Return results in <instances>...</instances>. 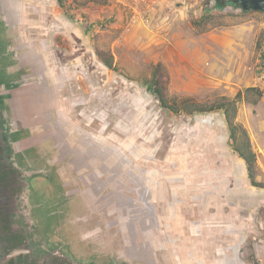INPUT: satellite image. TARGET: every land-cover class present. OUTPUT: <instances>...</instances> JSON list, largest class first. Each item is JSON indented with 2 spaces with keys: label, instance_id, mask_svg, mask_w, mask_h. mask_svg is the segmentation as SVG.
<instances>
[{
  "label": "rangeland",
  "instance_id": "rangeland-1",
  "mask_svg": "<svg viewBox=\"0 0 264 264\" xmlns=\"http://www.w3.org/2000/svg\"><path fill=\"white\" fill-rule=\"evenodd\" d=\"M227 1L66 0L65 9L48 17L43 34L31 32L26 37L25 42L37 46L21 43V50L27 48L34 55V48L51 49L50 63L43 68L45 88L53 99L50 113L54 119L59 117L72 151H80L82 156L88 151L97 153L91 160V174L102 175L91 182L90 189L100 184L102 196L131 198L143 210V216L148 204L150 220L154 209L157 219L170 216L178 193L182 197L188 192L185 197L194 205V196H202L204 214L215 210L220 201L225 207L231 203L227 195L234 189V201L240 202L236 203L238 212L251 213L243 220L253 228L243 247L241 244L226 253L234 258V264H261L257 245L264 241V206H248L257 202L253 192L248 199L237 194L253 189L243 182V163L238 165L241 159L229 137L224 111L174 114L161 107L150 89L155 69L161 65L168 76L166 96L188 99L190 109L198 104L211 110L248 87L258 88L264 95V12H245L227 5ZM57 27L59 32L54 33ZM59 51L69 60L61 59ZM99 53L113 56L112 70L99 61ZM4 78L9 80L10 76L0 72V89L6 86ZM256 99V94L249 96L250 101ZM235 123L253 129L252 134L259 136V126L264 123V96L257 104L239 101ZM56 153L49 158L57 159ZM63 165L68 166L66 161ZM73 176L77 179L76 174ZM76 181L77 188L82 187L81 181ZM90 194L88 212L94 227L99 210L93 204L99 198L93 200L92 190ZM114 210L106 208L96 236L109 239L105 245L109 252L123 255V238L128 237L130 228L126 223H116L120 211L118 214ZM42 217L47 226L54 223V219ZM128 226L132 227L131 222ZM134 227L138 242L145 246L166 237L163 232H151L157 227L152 221L151 233L138 224ZM214 249V260H219L224 251L216 246ZM161 252H157L159 258ZM141 259L133 263L145 264V258ZM160 263L152 262L150 256V264Z\"/></svg>",
  "mask_w": 264,
  "mask_h": 264
},
{
  "label": "flooded vegetation",
  "instance_id": "flooded-vegetation-1",
  "mask_svg": "<svg viewBox=\"0 0 264 264\" xmlns=\"http://www.w3.org/2000/svg\"><path fill=\"white\" fill-rule=\"evenodd\" d=\"M248 1L251 11L253 0ZM240 8L245 11L244 5ZM6 118L8 114L0 102V264H134L133 261L143 260L142 257L145 264H150V256L152 262L163 264L158 253L159 259L153 252L154 244L157 245L155 239L144 246L138 242L133 228L135 224L141 228L150 226V209L147 208L143 216V210L131 198L102 196L103 187L99 184L92 189L96 194L93 200L99 198L98 203L93 204L99 210L94 227L103 223L102 215L108 207L119 210L120 218L130 220L132 226L123 220L130 228L128 237L123 238V255L117 251L114 258L113 254L101 253L100 249L106 248L108 240L91 236L96 232L88 210L91 182L102 174H91L90 158L86 164L73 161L71 169L62 165L63 159L59 157L51 160L48 156L51 152L44 153L23 130L7 124ZM78 168L79 171H75ZM101 170L107 173L105 168ZM76 180L81 181L82 187L77 188ZM43 215L54 219V223L47 226ZM151 219H154L153 214Z\"/></svg>",
  "mask_w": 264,
  "mask_h": 264
},
{
  "label": "crops",
  "instance_id": "crops-1",
  "mask_svg": "<svg viewBox=\"0 0 264 264\" xmlns=\"http://www.w3.org/2000/svg\"><path fill=\"white\" fill-rule=\"evenodd\" d=\"M7 6L9 8V11L14 14V20L18 22L17 27L20 31L19 35L22 39V42L25 43L28 47L37 46L36 44L32 45V43L28 40L25 42L28 34L31 32H35V34H43V32L46 30L45 24L46 22H48V17H50L52 13H56V15H58L59 9L62 10L56 0H7ZM58 29V27L54 29V33L59 32ZM68 29L73 32V28ZM62 30H65V28H63ZM32 40H35L34 37ZM53 42L54 41L49 44L52 45ZM51 48L53 49V47ZM34 49L35 52L32 56H36L34 59L35 63H38L41 67H46L48 61L50 63V56H52L51 49L47 47H42L41 50H39L38 48L37 50L36 48ZM59 52L62 53V51ZM69 53L68 51H65V54L70 55ZM63 55L64 54L62 53L60 57L61 59L65 58V56L63 57ZM65 59H67L66 61L69 60L68 58ZM259 127L260 135L256 137L252 134L253 129L251 130V128H248L247 126L245 127V129L250 136L252 149L256 154V182L264 184V166L262 162V160H264V123L263 125L260 124ZM255 143H257L258 148H256ZM239 159L243 161L242 162L241 160H237L238 165L241 162L243 163V170L241 174L243 176V182L245 186H250L253 190L242 189L238 191L237 194L240 196L247 195L246 198L248 199L251 197L252 192L255 193V195L258 197L257 202L255 204L250 203L248 204V206L250 208L258 207L260 209L264 206V188H258L251 184L246 163L242 158L239 157ZM235 171H237L236 168ZM239 173L240 172L238 170V174ZM231 190L233 191H229V193H231H228L227 195V198L231 197V203L228 202L227 206L225 207V202L220 201L221 203H219L215 210L210 209L207 213H204L205 215L202 211L204 207L203 197L194 196V205L189 201L190 198L188 199V197H185L186 193L188 192L183 194L182 197L180 193H178L179 195L174 197V203L170 207V216L164 218L162 222L157 221L158 219L156 217V209H154L153 221H156L159 224L157 225L158 228H153L151 232H163L166 236L164 237V240L157 239V245L154 244L153 246L154 255L157 257V252L160 253L162 251V260L166 261V263L167 261H173L174 264L236 263L234 258L230 257L231 255L226 252L230 251L231 249L236 250L237 247L241 244L242 245L240 246V248L243 247L244 243L247 242L246 235H249V231L253 228V226L250 225V222L243 220L245 219V217L249 219V216L251 214L250 212H247V215L242 214V212H238L239 210L236 203L240 202L234 201L235 192L234 189ZM242 207H244V204L242 205ZM261 224L264 225V222ZM263 243L257 245L258 249L260 250L258 253V260L259 262H261V264H264V252H262V250L264 249ZM203 244L206 245L207 248L205 246H202ZM214 246H216V248L218 249H221L222 252L224 251L223 257L219 258V260H214ZM198 260L199 263H197Z\"/></svg>",
  "mask_w": 264,
  "mask_h": 264
},
{
  "label": "water",
  "instance_id": "water-1",
  "mask_svg": "<svg viewBox=\"0 0 264 264\" xmlns=\"http://www.w3.org/2000/svg\"><path fill=\"white\" fill-rule=\"evenodd\" d=\"M225 3L238 7L244 5L246 12L250 10L248 0H230ZM252 3L253 9L264 12V0H253ZM14 18V14L9 11L7 6V0H0V72L6 73L12 79L8 80L4 78V82L6 83L3 82L4 84H1H6V86H2L3 88L0 89L2 93L0 95L2 98L0 102L9 118H6L7 124L11 123L10 126L23 130L30 137L31 141L35 140L34 144H39L42 147L44 153H48L49 151L55 154L57 151L58 155L56 153V157L63 159L61 160L62 162H68L69 159V164H67L69 169L73 166V161L80 160L86 164L90 158L89 161L92 163L91 160L97 158V153L93 154L91 151H88L82 156L80 151H72V148H69L71 146H67V135L63 131L64 126L58 120L59 117L54 119L50 113V102L53 99H51V94L45 88L46 75L43 72V68L45 69L47 67H41L38 63H35L34 59L36 56L30 55L27 48H25V51L21 50V43L23 42L19 35L18 22ZM23 44L25 45V43ZM55 146H57V150L54 149ZM61 161H58V163L62 164ZM79 169L75 171L78 172ZM93 195L96 194L93 193ZM146 206L150 209L148 204ZM115 212L118 213V211ZM123 218L119 216L116 223L123 225V220H125ZM153 220L151 219L150 222L152 221L154 223ZM162 220L158 219L157 221L162 222ZM142 230L150 233V226H145ZM99 231V228H95L94 232L96 233H91V236L97 237L96 235ZM103 238L109 240L107 237ZM100 252L108 255L113 254L114 258L117 257L113 252H109L105 248L100 249Z\"/></svg>",
  "mask_w": 264,
  "mask_h": 264
},
{
  "label": "trees",
  "instance_id": "trees-1",
  "mask_svg": "<svg viewBox=\"0 0 264 264\" xmlns=\"http://www.w3.org/2000/svg\"><path fill=\"white\" fill-rule=\"evenodd\" d=\"M56 1L58 2V5L61 9H65L66 0H56ZM97 56L99 61H101L106 67H108L111 70L113 69L114 58L112 55L105 56L104 54L99 53ZM167 81H168V76L163 73L162 66L157 65L153 77V85L151 86V88L150 87L149 88L153 90L163 109L168 110L174 114L205 113L215 109H221L224 111L227 124L230 127V139L232 140V142H234V147L239 157L242 158L246 163L248 176L251 181V184L258 188H264V184H260L256 182V174H257L256 154L252 149L250 136L247 130L245 129V127L235 123L237 116V103L245 99L250 103L256 104L258 103L259 99L262 98L263 92L258 88H253V87L247 88L245 89V92H239L232 100H229L227 98L223 100L222 104H220L217 107L215 106L211 108V110L202 108L198 104H194L193 109H190L187 107V104L189 102L188 99H183V100L171 99L166 96L165 90H166ZM251 94H256L257 99L250 101L249 96Z\"/></svg>",
  "mask_w": 264,
  "mask_h": 264
},
{
  "label": "bare ground",
  "instance_id": "bare-ground-1",
  "mask_svg": "<svg viewBox=\"0 0 264 264\" xmlns=\"http://www.w3.org/2000/svg\"><path fill=\"white\" fill-rule=\"evenodd\" d=\"M241 164H242V162H241Z\"/></svg>",
  "mask_w": 264,
  "mask_h": 264
}]
</instances>
